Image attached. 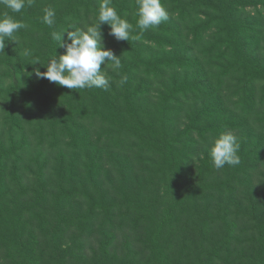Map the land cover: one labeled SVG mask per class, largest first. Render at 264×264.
Instances as JSON below:
<instances>
[{"label":"trees","instance_id":"16d2710c","mask_svg":"<svg viewBox=\"0 0 264 264\" xmlns=\"http://www.w3.org/2000/svg\"><path fill=\"white\" fill-rule=\"evenodd\" d=\"M100 2L0 5L26 25L0 49V264H264V0H161L142 33L136 0H112L132 30L101 25L107 90L38 79L65 51L51 33ZM224 131L240 163L216 169Z\"/></svg>","mask_w":264,"mask_h":264},{"label":"clouds","instance_id":"9594fccd","mask_svg":"<svg viewBox=\"0 0 264 264\" xmlns=\"http://www.w3.org/2000/svg\"><path fill=\"white\" fill-rule=\"evenodd\" d=\"M32 2L33 0H0V5L12 13H20L26 3L31 6ZM136 2L139 17L137 23L141 33L148 29H158L161 22L169 18L168 10L161 0H136ZM54 18L55 10L45 8L43 22L51 27L55 23ZM97 18L98 24L53 31L51 33L53 40L65 51L63 54L50 57L46 63L39 60L31 62H38L46 68L43 72L39 68L34 69L36 77L69 89L107 90L110 81L104 70L109 67L118 70L122 65L119 56L105 47L101 25L106 23L110 27L109 35L117 40L126 41L130 40L132 25L112 6V0H101ZM24 27L26 25L9 12L0 14V49H3L6 38L16 41L14 34ZM65 32H67L66 37H64ZM131 38L139 39V35ZM102 64L105 65L104 68H101ZM125 79L120 81L121 85ZM209 140L212 144L210 156L216 169H222L226 164L235 166L240 163L239 144L231 131H224L216 137H210Z\"/></svg>","mask_w":264,"mask_h":264},{"label":"rangeland","instance_id":"374dc122","mask_svg":"<svg viewBox=\"0 0 264 264\" xmlns=\"http://www.w3.org/2000/svg\"><path fill=\"white\" fill-rule=\"evenodd\" d=\"M67 207H68L69 210L71 211V204H67Z\"/></svg>","mask_w":264,"mask_h":264}]
</instances>
